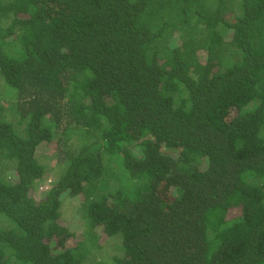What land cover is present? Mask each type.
Wrapping results in <instances>:
<instances>
[{"label":"trees","instance_id":"16d2710c","mask_svg":"<svg viewBox=\"0 0 264 264\" xmlns=\"http://www.w3.org/2000/svg\"><path fill=\"white\" fill-rule=\"evenodd\" d=\"M0 77V264H264V0H0Z\"/></svg>","mask_w":264,"mask_h":264},{"label":"rangeland","instance_id":"374dc122","mask_svg":"<svg viewBox=\"0 0 264 264\" xmlns=\"http://www.w3.org/2000/svg\"><path fill=\"white\" fill-rule=\"evenodd\" d=\"M1 80V77H0ZM3 86L0 85V89H2ZM6 91V88H4ZM12 95H16V91L11 92ZM21 95H16L17 101H19ZM7 99H13V96L6 97ZM11 115V114H10ZM10 115L7 116V119L10 118ZM56 149H57V141L56 139H52L50 142L47 143H40L36 150H35V156L37 157L38 161L41 164L45 165L44 170V176L41 181H39V186L32 191V194L36 200H40L42 197H44L45 192L48 189L49 184L58 176L59 174V166L57 159H56ZM8 161L4 159H0V173L3 169V166L7 165ZM10 167H6V171H9ZM10 175V173H9ZM11 179H13V176L10 175ZM40 185L43 187V189H40ZM82 196L81 194L78 195H63L60 201V205L58 208L59 211V217L58 222L68 226L70 230L80 233L83 228L82 220L80 217V203H81ZM2 220V218H0ZM98 232L100 233V227L97 228ZM72 242V240H69V244ZM99 242L104 243L102 250L99 252L98 256L103 259L106 257H111L114 255L119 254V249L117 248V245L120 246V239L117 236L113 237H99ZM105 252V253H104Z\"/></svg>","mask_w":264,"mask_h":264},{"label":"built area","instance_id":"2783aa9c","mask_svg":"<svg viewBox=\"0 0 264 264\" xmlns=\"http://www.w3.org/2000/svg\"><path fill=\"white\" fill-rule=\"evenodd\" d=\"M39 188H40V189H43V187H42V186H40Z\"/></svg>","mask_w":264,"mask_h":264},{"label":"clouds","instance_id":"9594fccd","mask_svg":"<svg viewBox=\"0 0 264 264\" xmlns=\"http://www.w3.org/2000/svg\"><path fill=\"white\" fill-rule=\"evenodd\" d=\"M41 186V185H40Z\"/></svg>","mask_w":264,"mask_h":264}]
</instances>
